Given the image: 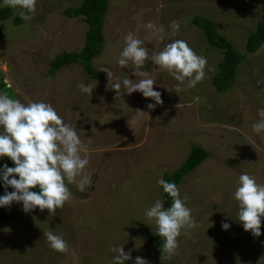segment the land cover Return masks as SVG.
I'll use <instances>...</instances> for the list:
<instances>
[{
	"label": "rangeland",
	"instance_id": "obj_1",
	"mask_svg": "<svg viewBox=\"0 0 264 264\" xmlns=\"http://www.w3.org/2000/svg\"><path fill=\"white\" fill-rule=\"evenodd\" d=\"M83 1L37 0L33 19L17 25L20 9L0 0V9L13 12L10 19H0L5 35L0 42V93L25 104H51L66 122L83 131L82 140H92L85 169L92 174V186L85 192L69 185L72 199L52 214L39 208L25 213L16 202L7 207L20 220L0 224V264H113L116 254L110 249L120 246L131 253L125 264H135L136 257L149 264H264V219L261 236L245 231L234 198L241 174L264 184V133L252 129L260 119L258 109L264 108V83L258 84L264 81V44L255 53L246 49L264 12V0H109L105 44L92 61L98 78L90 77L82 63L50 74V63L58 55L80 53L85 46L87 23L65 14ZM195 16L213 22L245 56L225 93L212 84L224 53L193 24ZM174 20L180 21L176 36L170 34ZM149 22L168 33L163 42H145L150 52L182 39L207 59L205 79L195 87L181 84L178 94L179 82L146 61L141 71L156 79L154 90L163 101L153 110L147 105L155 101L140 92L128 95L121 88L116 98L114 90H106L108 77L101 71L109 68L113 80L136 79L134 66L122 68L117 61L125 36L133 32L143 39ZM2 80L9 89L1 87ZM81 83L92 84V94L83 93ZM137 109L147 114L138 125L128 126ZM194 145L209 151L210 157L178 188L181 197H188L197 227L178 238L177 254L168 258L147 238L145 226L153 233L157 226L145 212L156 200L163 203L157 181L174 173ZM224 223L230 225L228 230L222 229ZM49 230L68 242V252L50 247L44 237Z\"/></svg>",
	"mask_w": 264,
	"mask_h": 264
},
{
	"label": "clouds",
	"instance_id": "obj_2",
	"mask_svg": "<svg viewBox=\"0 0 264 264\" xmlns=\"http://www.w3.org/2000/svg\"><path fill=\"white\" fill-rule=\"evenodd\" d=\"M3 5L13 9H20L19 16L25 21H31L36 12L37 0H3ZM148 35L141 39L138 34L129 32L124 40L125 47L120 53L118 64L122 67L134 66L132 75L120 81L110 77L112 72L105 67L101 71L108 77L106 90H114L116 98L121 95V88L125 94L131 95L140 92L145 98H151L154 104L147 105L153 110L162 105L161 93L154 90L156 79L148 71H141L146 61L157 66L158 71H166L179 83L175 93L182 91L181 84L186 87H195L205 79L207 59L198 55L185 40L174 39L167 43L160 51H149L145 42L152 39L163 42L168 33L163 26L149 22L146 26ZM171 35L180 32V21L174 20L170 25ZM212 69H209L211 71ZM264 83V81H258ZM78 88L83 93L92 94V84L81 83ZM179 107V104L177 105ZM128 120V126L138 125L142 117L147 114L139 109ZM260 117L252 125L256 134L264 133V108L258 109ZM0 158H9L15 167L4 165L0 170V178L4 187H11L12 192L5 191L0 196V207H8L13 202L22 203L23 211L29 213L36 208L47 210L50 214L63 208L66 202L72 199L69 185L75 184L80 192H85L92 186V174L85 173L89 165V145L91 138L81 139L80 133L70 122H66L56 109L44 101L22 103L18 99L10 98L8 93H0ZM16 177H19L17 179ZM79 178V180H77ZM167 193L172 204L164 208L161 200H156L148 208L145 216L154 221L157 233L163 238L162 253L168 258L177 254L178 238L183 234L189 236V230L197 227L191 209L187 207L188 197L181 193L177 185L163 179L157 181ZM39 188V192L32 189ZM234 198L239 204L238 219L245 231L251 232L254 237L261 236V221L264 219V184L257 183L249 174L239 176V186L234 192ZM228 223L222 224L223 230H228ZM50 247L61 253L69 251L68 242L54 231L44 233ZM116 255L113 264H125L132 259L131 253H125L123 246L110 249ZM135 264H149L146 259L136 257Z\"/></svg>",
	"mask_w": 264,
	"mask_h": 264
},
{
	"label": "trees",
	"instance_id": "obj_3",
	"mask_svg": "<svg viewBox=\"0 0 264 264\" xmlns=\"http://www.w3.org/2000/svg\"><path fill=\"white\" fill-rule=\"evenodd\" d=\"M109 0H84L83 3L76 8H67L65 10L66 16L69 18H82L88 25L86 34V42L83 50L80 53H67L64 52L58 55L51 63L50 74H54L59 69L73 65L76 63H82L84 70L90 75V77L97 79L99 72L93 66L92 61L99 55H101L103 46L105 44L104 27L106 23V15L109 10ZM13 15L10 8L0 9V19L2 21L8 20ZM22 19H17L16 24L21 25ZM193 24L204 31V34L208 42L223 51L224 58L218 66L217 75L212 80V84L215 86L218 93H225L233 86L237 77V71L239 65L245 60V56L239 53L233 46V44L222 37L216 30L215 25L209 19L195 16L193 18ZM5 35L3 27L0 26V42L4 39ZM264 44V12L258 22L257 28L252 33L247 41V52L255 53L262 48ZM1 87L7 88V84L2 80ZM210 157L209 151L201 146H192L186 160L182 165L172 174H166L163 180L167 182H173L180 186L183 178L194 172L199 165H201L206 159ZM8 167H15L13 162L7 158H0V170L4 165ZM19 179V177H16ZM14 189L8 187L5 189L4 182L0 178V196L5 194V191L12 192ZM39 192V188L32 189ZM161 193L163 196L164 208L171 207V197L163 191L161 186ZM20 220L17 216L12 215L7 207H0V224H4L11 221ZM146 236L149 241L157 248V252L162 254V246L164 240L158 235L153 233L148 227L145 226Z\"/></svg>",
	"mask_w": 264,
	"mask_h": 264
}]
</instances>
